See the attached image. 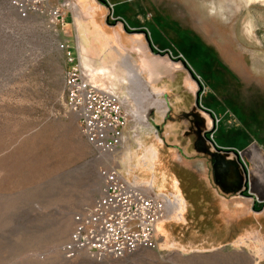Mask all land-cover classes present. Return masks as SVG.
<instances>
[{
	"label": "rangeland",
	"instance_id": "1",
	"mask_svg": "<svg viewBox=\"0 0 264 264\" xmlns=\"http://www.w3.org/2000/svg\"><path fill=\"white\" fill-rule=\"evenodd\" d=\"M110 1L104 6L98 0H69L62 21L52 24L48 15L21 14L11 0H0V264H232L237 259L241 264H264V206L253 213L252 199L217 201L208 179L196 182L187 166L174 162L175 154L164 142L175 139L162 141L154 136L153 107L147 114L148 129L136 123L129 107L124 106L129 122L112 152L97 150L86 140L77 115L65 101L68 64L61 47L68 45L82 70H88L97 83L120 98L128 97L123 80L126 72L120 64L122 57H128L130 66L148 78L143 77L148 87L167 93L172 101L189 95L180 85L186 71L166 56H151L144 36L134 30H145L150 42L171 39L190 68L205 80L202 99L222 115L227 131L223 127L224 135L217 140L230 135L229 122L244 130L235 135L238 141L242 138L239 146L246 147L241 155L249 166V192L264 204V0ZM218 3L222 10L216 13ZM75 5L78 10H72ZM138 21L147 26L136 27L141 24ZM171 23L182 29L176 32L178 36L166 28ZM183 30L191 31L187 34L194 44L207 43L214 49L208 51L206 67H226L230 73L224 68L223 73L207 70L203 74L191 51L184 49ZM79 37L83 50L79 49ZM141 62L146 65L142 71ZM102 66L107 72L97 71ZM187 83L193 87L189 80ZM130 107L134 108L133 102ZM98 154L108 155L94 160ZM109 167L136 184L178 193L176 199L181 203L179 199L168 218L161 221L162 228L183 229L187 221L190 225L191 219H180V211L186 208L198 212L202 218L197 225L203 227L215 222L209 218L215 211L235 212L240 218L231 220L240 224V237L246 245L236 249L227 244L209 250L203 242L181 247L166 240L161 250L141 249L122 258L94 260L83 251L66 257L64 246L75 216L88 210L99 196L104 183L100 172ZM88 170L94 173L93 192L87 190ZM87 194L89 203L80 205ZM67 221H71L69 228Z\"/></svg>",
	"mask_w": 264,
	"mask_h": 264
},
{
	"label": "built area",
	"instance_id": "2",
	"mask_svg": "<svg viewBox=\"0 0 264 264\" xmlns=\"http://www.w3.org/2000/svg\"><path fill=\"white\" fill-rule=\"evenodd\" d=\"M11 3L18 13L45 14L56 24L63 19L69 0ZM61 47L68 64L64 80L67 106L77 115L86 140L97 150L112 152L121 142L128 119L121 98L94 81L88 70H82L68 45ZM100 175L104 181L101 193L88 210L75 216L74 228L64 246L65 256L73 258L83 251L100 260L122 258L141 249H157L156 230L166 216V197L127 180L114 167L102 169Z\"/></svg>",
	"mask_w": 264,
	"mask_h": 264
},
{
	"label": "flooded vegetation",
	"instance_id": "3",
	"mask_svg": "<svg viewBox=\"0 0 264 264\" xmlns=\"http://www.w3.org/2000/svg\"><path fill=\"white\" fill-rule=\"evenodd\" d=\"M125 30L126 32H133L126 28ZM144 38L147 41L148 36L147 39L145 36ZM148 48L151 56H166L172 63L181 64L187 76L183 78V82L180 85L189 93V95L171 101L167 93L162 92L160 96L164 101L165 109L151 108L154 112L153 116L149 117L153 123L154 136L162 141L166 140V138L175 139V141L164 142L166 148L170 151L172 150L171 153L175 154L174 162L187 166L186 168L195 177L196 182H206L208 179L213 195L217 196V201H220L225 196V191H231L234 197L252 199L251 208L253 211L258 212L262 210L264 204L262 202L258 203L257 195L249 192V186L251 185L250 176L246 166L240 159L241 152L235 148L218 147L213 143L214 137L224 135L223 127L225 128V132L227 129L222 122V115L214 112L211 107L206 106L207 102H209L207 99H204L206 103L202 99L206 94L205 80H203L199 73L190 68L184 59V55L180 54L181 52L177 51L174 54L169 50L155 48L152 44L151 48L149 46ZM146 79L148 80V78ZM188 80L192 83L193 87L188 85ZM129 118L128 113L126 125L129 122ZM179 138L182 140L178 141ZM222 139L228 140L229 135H226ZM208 142L212 144L213 150H210L208 147ZM188 143L194 146L198 152L193 155L190 154L188 149H185ZM199 144L203 145L202 148H197ZM236 154L240 162L237 161ZM229 156L234 157L231 158ZM242 165L244 166L245 174L242 170ZM142 184L148 186L154 193L166 197L168 202L173 201L177 204L180 199H176L178 193L175 191H157L154 190L151 184ZM172 187L174 188V184H172ZM200 187L202 186L200 185ZM181 197L185 202L184 197L182 195ZM257 203L260 205L258 206ZM216 212L218 211L213 213Z\"/></svg>",
	"mask_w": 264,
	"mask_h": 264
},
{
	"label": "crops",
	"instance_id": "4",
	"mask_svg": "<svg viewBox=\"0 0 264 264\" xmlns=\"http://www.w3.org/2000/svg\"><path fill=\"white\" fill-rule=\"evenodd\" d=\"M82 1V0H81ZM114 3H117L121 0H112ZM109 4H111V1L108 0ZM112 2V3H113ZM144 6H142L141 9H143ZM92 9V7H91ZM130 9V7H129ZM145 9V8H144ZM93 10V9H92ZM174 10H170V12H173ZM120 15V13H118V16ZM127 15V14H126ZM172 13H169V19H173L172 18ZM160 20V19H159ZM175 20V19H174ZM173 21V20H172ZM158 21H154L153 23H156ZM163 22V20H161L159 23ZM138 23H141L140 25H136V27L140 28L141 26H147V24L138 21ZM153 23H148V24H153ZM157 24V23H156ZM164 24V23H162ZM160 31L164 34V31L161 29V27L157 24L156 25ZM166 26V25H165ZM168 28L172 33H175L177 36L178 34L176 32H179L180 28H177L176 25H174L173 23H171ZM179 30V31H178ZM184 31V30H183ZM185 38H181L183 45H184V49L186 48V50H190L193 56V59H195V61L200 65V67L202 68L201 72L204 74L207 73V70L209 71H213V73H223V69L226 71V67H223V69L217 67V66H205V58L207 56H209L210 52H208L210 49L212 50L213 48H210L208 46L207 43H204L205 46H199L194 44L195 41H193L189 35L187 33L191 34V31H187L185 30ZM139 35H142V33H140ZM167 37V36H166ZM168 42H164L163 40H156V41H151V44L154 46L156 45L158 47V49L160 50H169L171 52H175L176 51H180L182 54L183 52L178 48L176 45H174L173 41L171 39H167ZM208 50H207V49ZM214 50V49H213ZM174 53V54H175ZM211 53H213L211 51ZM185 57V56H184ZM142 66L140 67L141 69H143L146 65L144 63H142ZM143 67V68H142ZM208 71V72H209ZM197 72V71H196ZM228 74L230 73V71H226ZM199 73V72H197ZM201 74V73H199ZM206 106L210 107L208 104H206ZM232 120V119H230ZM228 121V120H227ZM235 121V120H234ZM229 128V130L231 132L229 135V139L228 140H223L222 138L219 139V141L217 140L216 137H214L213 143L218 146V147H226V148H235L237 150H244L246 149L245 145H241L239 146V144H241L242 138H240V140L238 141L239 136L235 135L237 134L236 132L239 131L242 132L244 130H242L241 127L238 128V130L236 128H234V124L231 122H229V124H227ZM170 130V129H168ZM169 132V131H168ZM172 132V131H171ZM234 132V134H232ZM208 147L210 148V150L212 149V144H210L209 142L207 143ZM197 148H202L203 145L199 144L197 145ZM185 149H188V152L190 154H195L197 153V149H195L194 146H191V144H187V146L185 147ZM242 154V153H241ZM231 158H233L234 156H229ZM240 159L243 161L244 165L246 166L247 172L249 170V166L247 165L246 161L244 160L243 156H240ZM249 173V172H248ZM225 196L219 201L222 203H228V202H233L235 201V198L233 196V193L231 191H225L224 192ZM185 208V206H184ZM253 213H256L255 211H252ZM181 213V212H180ZM197 211H188L187 208L185 209V211H183V213L180 214V219H183L184 221L187 219H191L190 225L188 223V221L186 222L187 225H185L182 228H175L173 230L172 226L168 227V228H162L161 225L163 223H159L157 226V230H156V239H157V243H158V248L160 247V250L162 249L161 247L164 245V243L166 242V240H168V242H171L170 245L173 246H181L184 247L186 245L190 246V245H196L197 243L201 244L200 242L206 243L209 245V250L210 249H215V248H219V247H223L226 246L227 244H231L234 247H237L236 249H238L239 247H242V245H246L245 241L242 242V238L240 237V233H241V229L240 228V224H238V222H236V224H233V221H235V218H240L238 215L235 214V212H226V211H218L216 213H213V215L209 218H212L215 220L214 223H212V225L208 226V227H203L200 225H197V220L202 218L199 217V215L197 214ZM221 219H229L230 223H228L227 225L225 223L222 222ZM233 221H232V220ZM226 225V226H225ZM237 227V228H235ZM159 228V229H158ZM181 235V236H178ZM174 236H178V237H174ZM239 251V250H238ZM212 264H223L222 261L218 262H214ZM232 264H241L240 260H234L232 262ZM254 264V263H252ZM255 264H258V262H256Z\"/></svg>",
	"mask_w": 264,
	"mask_h": 264
},
{
	"label": "bare ground",
	"instance_id": "5",
	"mask_svg": "<svg viewBox=\"0 0 264 264\" xmlns=\"http://www.w3.org/2000/svg\"><path fill=\"white\" fill-rule=\"evenodd\" d=\"M245 1L247 3H250L251 1H254V0H245ZM217 6L218 7L216 8V13H218V12H220L222 10L221 3H218ZM72 10H78V6L77 5L73 6ZM79 45H80L79 49L83 50L84 46H83V43H82V40H81L80 37H79ZM118 53H120V51H118ZM128 61H130L128 59V57H122V60H121V63H120L121 67L124 69V72H126V76H125V78H123V80L127 84L126 86H124V88H126L127 96H128V97L121 98V101H122L124 106L127 105L129 107L128 111L130 112L132 118L136 121V123H138L141 126L144 125V127L149 129V128H151L150 123L148 121V115H147L149 109L151 107H153V108L155 107L156 109H160V108L165 109L164 101L160 97L161 93L156 92L154 90H151V88L148 87L147 82L144 80V78L136 70V67L130 66ZM107 70L108 69L105 68V66H102L97 71L99 73H101V72H107ZM94 78H93V80L96 81V79H94ZM143 101H147V102L145 104H142ZM132 102H133L134 108L130 107V104ZM107 155L104 156V155H101V154L99 155L98 154V156L93 157V159L94 160H99L101 156L106 157ZM86 173L88 174V178H89L88 179L89 183L87 184V190L89 192H93L94 188H95L94 187V179H92L94 177V173H93L92 170H88ZM102 188H103V186H102ZM102 188H101V190H102ZM100 193H101V191H100ZM90 199L91 198H90V196L88 194L85 195L81 199L80 205L81 204L85 205V204L89 203ZM175 206H176V202H173V201L167 202V213H166V216L164 217V220H166L168 218V215H169L171 209H173ZM161 221L159 223H161ZM70 224H71V221H67L66 226H68V228H69ZM92 258H94V257H92ZM94 260H97V258H94Z\"/></svg>",
	"mask_w": 264,
	"mask_h": 264
},
{
	"label": "water",
	"instance_id": "6",
	"mask_svg": "<svg viewBox=\"0 0 264 264\" xmlns=\"http://www.w3.org/2000/svg\"><path fill=\"white\" fill-rule=\"evenodd\" d=\"M101 4H103L104 6H108V2L106 1V0H98ZM134 32H137V33H142L145 37H146V39H147V33H146V31L145 30H143V29H136V30H134ZM147 42H148V46L151 48V44H150V41L147 39ZM184 64V63H183ZM185 65V64H184ZM196 104H197V100H196ZM237 155V154H236ZM237 161L238 162H240V160H239V158H238V155H237ZM242 170H243V172H244V174H245V169H244V166L242 165Z\"/></svg>",
	"mask_w": 264,
	"mask_h": 264
}]
</instances>
